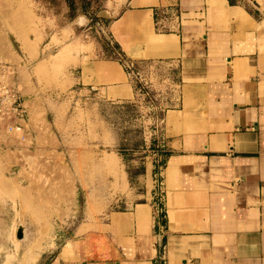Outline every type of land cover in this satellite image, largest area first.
Wrapping results in <instances>:
<instances>
[{
  "label": "crops",
  "instance_id": "1",
  "mask_svg": "<svg viewBox=\"0 0 264 264\" xmlns=\"http://www.w3.org/2000/svg\"><path fill=\"white\" fill-rule=\"evenodd\" d=\"M103 4L96 16L119 57L143 71H174L177 104L161 128L165 164L146 169L152 185L138 195L146 202L127 199L131 208L98 229L108 241L96 252L72 241L36 264H264V0ZM64 24L50 49L54 37L74 33ZM38 36L37 56L47 37ZM86 59L78 68L89 87L135 97L119 61ZM92 65L109 71L85 74Z\"/></svg>",
  "mask_w": 264,
  "mask_h": 264
},
{
  "label": "rangeland",
  "instance_id": "2",
  "mask_svg": "<svg viewBox=\"0 0 264 264\" xmlns=\"http://www.w3.org/2000/svg\"><path fill=\"white\" fill-rule=\"evenodd\" d=\"M72 1L67 13L63 0H0V61L17 68L28 109L26 125L0 143V264H36L78 240L96 252L108 241L98 231L131 208L127 199L146 202L138 198L152 185L146 169L165 160L161 128L177 104L174 71L144 69L147 86L129 77L135 97L128 100H115L128 95L115 88L89 87L81 61H117L116 50L108 23L91 19L105 0ZM64 22L74 33L54 37L50 49ZM39 32L47 37L37 56ZM106 69L92 65L85 74Z\"/></svg>",
  "mask_w": 264,
  "mask_h": 264
},
{
  "label": "built area",
  "instance_id": "3",
  "mask_svg": "<svg viewBox=\"0 0 264 264\" xmlns=\"http://www.w3.org/2000/svg\"><path fill=\"white\" fill-rule=\"evenodd\" d=\"M124 63L131 79H135L144 86L148 85V81L143 76V69L130 61H124ZM18 74L16 67L0 61V143L2 145L5 143L4 140H9L26 125L28 117V109L21 102ZM160 264H164L163 258Z\"/></svg>",
  "mask_w": 264,
  "mask_h": 264
},
{
  "label": "trees",
  "instance_id": "4",
  "mask_svg": "<svg viewBox=\"0 0 264 264\" xmlns=\"http://www.w3.org/2000/svg\"><path fill=\"white\" fill-rule=\"evenodd\" d=\"M98 2H103L102 0H97ZM68 2H69V0H68ZM74 2L72 1V0H70V6L71 7H73L74 6V4H73ZM98 8H101V5H98L97 6ZM97 10H99V9H97L96 8V12H97ZM91 19L94 21V20H96V22H100L101 20L96 16V13L94 14V16L92 17L91 16ZM114 44V43H113ZM118 46L116 45V44H114V49L116 50L115 52L116 53H114V56H112L111 57V59H114V60H117V61H119L123 66H124V68H125V70H126V72H128V70L126 69V65H125V63H124V61H128L122 54V57H119L118 56V54H117V52H118ZM118 56V57H117ZM138 86V85H137ZM137 86H136V88H137ZM141 87V86H140ZM137 90V89H136ZM164 157L166 156L165 154L163 155ZM165 164V160H164V162H163V165ZM162 165V166H163Z\"/></svg>",
  "mask_w": 264,
  "mask_h": 264
},
{
  "label": "bare ground",
  "instance_id": "5",
  "mask_svg": "<svg viewBox=\"0 0 264 264\" xmlns=\"http://www.w3.org/2000/svg\"><path fill=\"white\" fill-rule=\"evenodd\" d=\"M56 39V38H55ZM156 39H161V36H158ZM0 55H1V52H0ZM106 69V68H105ZM107 70V69H106ZM102 71H104V69H102L101 70V72ZM109 71V70H108ZM15 157V156H14ZM112 163H113V161L112 160H108V159H106L105 161H104V164L106 165V166H108V167H111V165H112ZM8 264V263H7Z\"/></svg>",
  "mask_w": 264,
  "mask_h": 264
}]
</instances>
